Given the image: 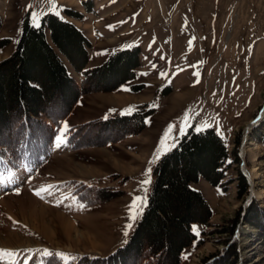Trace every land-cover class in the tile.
<instances>
[{
    "label": "rangeland",
    "instance_id": "rangeland-1",
    "mask_svg": "<svg viewBox=\"0 0 264 264\" xmlns=\"http://www.w3.org/2000/svg\"><path fill=\"white\" fill-rule=\"evenodd\" d=\"M33 13L44 14L40 23L52 13L78 26L91 43L95 67L124 50H137L138 65L117 87H108L115 78L87 82L73 117L65 121L64 142L57 147L54 139L41 163L0 168V249L15 253L4 254L0 264H64L60 253L71 254L68 264H103L128 242L142 217L154 165L190 129L208 128L229 148L225 184L208 195L213 218L194 225L202 243L186 251L183 264L215 259L224 264L231 245L237 246L233 264L252 263L255 258L242 260L243 226L263 239L264 264V231L244 219L255 200L264 221V0H55V11L50 0H0V39L9 40L0 48V62L15 50L25 19L34 24ZM83 81L76 83L82 87ZM62 106L55 98L49 110ZM133 114L138 120L122 123ZM253 122L249 136L258 147L243 156ZM9 124L0 125V139L11 140ZM255 166L259 175L252 189L262 198L248 200L252 191L244 167ZM239 173L249 182L243 196ZM137 198L145 201L142 212ZM134 201L137 207L130 211ZM169 261L166 256L161 264Z\"/></svg>",
    "mask_w": 264,
    "mask_h": 264
},
{
    "label": "trees",
    "instance_id": "trees-1",
    "mask_svg": "<svg viewBox=\"0 0 264 264\" xmlns=\"http://www.w3.org/2000/svg\"><path fill=\"white\" fill-rule=\"evenodd\" d=\"M46 29L50 30L55 47L49 43ZM8 43V39H0V48ZM90 45L75 24L55 14H46L39 27H35L29 17L25 19L15 50L0 62V125L10 120L8 131L12 133L11 140L0 139V168L4 165L17 168L26 162L41 163L62 121L81 94L87 92L86 84L92 78H105L106 82L115 78L108 86L114 88L132 77L130 69L138 65L137 50L118 52L103 65L86 69ZM57 50L77 71L84 73L82 87L69 75ZM55 98H59L63 106L52 112L49 109ZM136 120L137 114L121 119L122 123ZM143 128L144 122L138 131ZM260 140L264 143V131ZM228 155L225 140L215 129H190L154 165V181L142 217L128 242L103 259V264H127L128 260L132 264H161L166 256H169V264H181L184 250L202 243L192 226L208 225L213 216L210 204L192 184L204 177L214 186H223ZM237 179L238 195L243 196L249 182L242 173ZM261 212L253 200L244 219L264 231ZM240 216L228 228L230 236L235 233ZM236 247L231 245L229 253L224 255V264L236 261ZM143 257L146 259L140 262ZM211 264H220V261L215 259Z\"/></svg>",
    "mask_w": 264,
    "mask_h": 264
},
{
    "label": "bare ground",
    "instance_id": "bare-ground-1",
    "mask_svg": "<svg viewBox=\"0 0 264 264\" xmlns=\"http://www.w3.org/2000/svg\"><path fill=\"white\" fill-rule=\"evenodd\" d=\"M255 123L256 122L250 123L247 127V130L245 133V139H244V143H243L244 146L242 148V155L243 156L245 154H247V152L251 153V151L254 147H258V144L256 142H254L253 139L250 138V136H249L250 131H251V129ZM244 170L247 173L249 180L251 182L252 194L251 193L250 194L253 196H257L259 198H262V197H260L261 196L260 192L258 193V191H256V189L254 187L252 189V186H254V185H252V183L253 184L256 183L255 180L258 178V175H259V168L257 166H255L253 168L244 167ZM263 195H264V193H263ZM72 228H73L72 224L67 223V230L66 231H67L69 236H71ZM77 236L79 238L86 237L85 235H83V233H79ZM239 236L242 240V246H246V250L243 253L242 260L245 261L248 258L249 259L255 258V259H253L252 263H250V264H261L263 261V255L261 256V247L263 245V242L258 239L259 235L257 236V232L249 226H243L239 230ZM86 239H88V238L86 237ZM88 240L92 245H94V241H92L91 239H88ZM252 242H254V243L251 245ZM240 264H244V263L240 262Z\"/></svg>",
    "mask_w": 264,
    "mask_h": 264
},
{
    "label": "crops",
    "instance_id": "crops-1",
    "mask_svg": "<svg viewBox=\"0 0 264 264\" xmlns=\"http://www.w3.org/2000/svg\"><path fill=\"white\" fill-rule=\"evenodd\" d=\"M0 15H1V14H0ZM33 25H34V24H33ZM77 27H78V26H77ZM22 28H23V27H22ZM78 28H79V27H78ZM79 29H80V28H79ZM21 34H22V31H21ZM21 34H20V36H21ZM46 35H47V39H48L49 43H51V45H53V43H52V39H51L50 30H49V29H46ZM19 38H20V37H19ZM18 41H19V40H18ZM17 43H18V42H17ZM53 46H54V45H53ZM54 47H55V46H54ZM57 52H58V54H59L61 60L63 61L64 65L66 66V69H67L69 75H70L75 81L80 82V81L84 80V79H85V75H84V73H83V72H80V71H77V70L74 68V66L72 65V63L68 60V58H67L65 55H63L62 53H60L58 50H57ZM65 59L68 61V63H70V66L72 67V70H70V68H69V66L67 65ZM92 63H93V56L89 53V60H88V64H87L86 69H89V68L95 67V65L93 66ZM96 66H100V65H96ZM81 97H82V96H81ZM81 97L78 99V101H77L76 104L74 105V108L70 111L68 117H66V118L62 121V125H63V123H64L66 120H68V119H70V118L73 117V115H74L76 109L78 108V106H79V104H80V102H81V99H82ZM55 140H56V138H55ZM228 151H229V148H228ZM192 186H193L194 188H196L197 190H199V191L203 194V196H204L205 199L208 201V203L210 204V206H211V208H212V210H213V212H214L212 202H211L210 197H209L208 195L211 194V195L213 196V194H218V189H219L218 187H219V186H214V185H212V184H211L206 178H204V177H200L199 181L196 182V183H193ZM213 215H214V214H213ZM212 218H213V216H212ZM212 218H211V219H212ZM211 219H210L209 223H211ZM194 225H195V224H194ZM194 225H193L192 227H194ZM197 225H198V224H197ZM199 225H200V224H199ZM196 234L198 235V233H196ZM198 238H199V236H198ZM191 247H192V246H190V247H188V248H186V249L184 250V252H183V254H182V264H183V262H184V260H185V258H186V257H185V255H186V251H187L189 248H191Z\"/></svg>",
    "mask_w": 264,
    "mask_h": 264
},
{
    "label": "snow or ice",
    "instance_id": "snow-or-ice-1",
    "mask_svg": "<svg viewBox=\"0 0 264 264\" xmlns=\"http://www.w3.org/2000/svg\"><path fill=\"white\" fill-rule=\"evenodd\" d=\"M50 2L52 4V10L55 11V0H50ZM29 7H31V6H29ZM42 15H44V14H42V13H33L32 14L33 23H34V26L35 27H39L40 26V22L39 21H40V18H41ZM62 127H63V132L61 134L57 135V137H56V141H57L56 146L57 147H59L60 144H62L64 142V134L68 130L67 122H65ZM198 130H201V129H198ZM37 194H39V193H37ZM137 199L141 200V205L137 208V211L142 212V210H143V203L145 201L143 200V198H137ZM136 207H137L136 201H134L133 202V205L130 206V211H132V209L133 208H136ZM132 218L135 219L136 217L133 216ZM128 227H131V225H129ZM127 235H128V233L125 232V236H127ZM4 254H7L9 256L15 255V253H14L13 250L0 249V258H2ZM46 254L51 255V253H46ZM59 255L64 260V264H68V260L71 257V254L60 253Z\"/></svg>",
    "mask_w": 264,
    "mask_h": 264
},
{
    "label": "water",
    "instance_id": "water-1",
    "mask_svg": "<svg viewBox=\"0 0 264 264\" xmlns=\"http://www.w3.org/2000/svg\"><path fill=\"white\" fill-rule=\"evenodd\" d=\"M252 199V195L250 194L249 197H248V200H251Z\"/></svg>",
    "mask_w": 264,
    "mask_h": 264
},
{
    "label": "built area",
    "instance_id": "built-area-1",
    "mask_svg": "<svg viewBox=\"0 0 264 264\" xmlns=\"http://www.w3.org/2000/svg\"><path fill=\"white\" fill-rule=\"evenodd\" d=\"M248 223H249V222H248ZM258 233H259V230H258ZM259 235H260V234H259ZM258 237H260V236H258ZM260 239H262V238H260ZM260 239H259V240H260ZM262 242H263V239H262Z\"/></svg>",
    "mask_w": 264,
    "mask_h": 264
}]
</instances>
